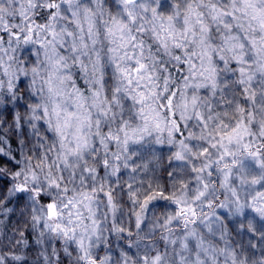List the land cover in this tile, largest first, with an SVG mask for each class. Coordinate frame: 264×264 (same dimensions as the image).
Instances as JSON below:
<instances>
[{"label": "snow or ice", "instance_id": "obj_1", "mask_svg": "<svg viewBox=\"0 0 264 264\" xmlns=\"http://www.w3.org/2000/svg\"><path fill=\"white\" fill-rule=\"evenodd\" d=\"M0 264H264V0H0Z\"/></svg>", "mask_w": 264, "mask_h": 264}]
</instances>
